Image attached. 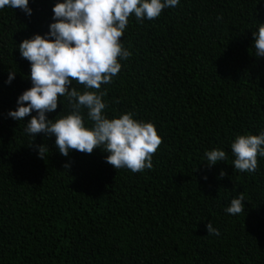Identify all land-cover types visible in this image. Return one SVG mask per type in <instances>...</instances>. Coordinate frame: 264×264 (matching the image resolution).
Wrapping results in <instances>:
<instances>
[{
	"label": "trees",
	"instance_id": "obj_1",
	"mask_svg": "<svg viewBox=\"0 0 264 264\" xmlns=\"http://www.w3.org/2000/svg\"><path fill=\"white\" fill-rule=\"evenodd\" d=\"M54 3L29 0L31 16L0 9V264H264V157L240 172L230 148L264 131V57L252 35L264 0H179L153 20L129 18L121 43L132 55L101 91L108 118L131 112L162 138L152 168L137 173L114 169L100 148L62 156L54 135L24 131L30 117L8 116L31 87L17 45L48 32ZM70 111L61 97L47 116ZM214 148L228 158L209 166ZM241 193L245 213L228 214Z\"/></svg>",
	"mask_w": 264,
	"mask_h": 264
},
{
	"label": "clouds",
	"instance_id": "obj_2",
	"mask_svg": "<svg viewBox=\"0 0 264 264\" xmlns=\"http://www.w3.org/2000/svg\"><path fill=\"white\" fill-rule=\"evenodd\" d=\"M178 4L179 0H56L48 32L33 34L17 45L21 58L30 63L31 87L17 97V107L10 109L8 116L16 121L30 117L24 131L32 138L40 133L54 135L62 156L67 157L70 151L91 154L100 148L107 152L105 161L116 170L126 168L137 173L151 169L152 157L163 142L155 125L135 119L131 112L108 118L102 99L106 92L101 91V86L110 84L121 71L120 61L132 55L121 43L129 18L153 20L165 8ZM4 7L32 14L29 0H0V9ZM252 35L255 56L264 57V23H259ZM14 79L15 72L9 70L5 83ZM73 81L83 90L73 87ZM61 97L66 98L71 111L49 119L47 113L57 110ZM82 110L92 122L90 127L85 126ZM36 148L38 157L45 159L47 146ZM230 148L233 167L240 172H254L257 157H264V131L238 135ZM205 156L209 166L228 158L219 148L207 151ZM219 175H225L223 170ZM244 200L241 193L225 211L230 215L244 214ZM206 230L208 235H219L211 222L206 224Z\"/></svg>",
	"mask_w": 264,
	"mask_h": 264
}]
</instances>
